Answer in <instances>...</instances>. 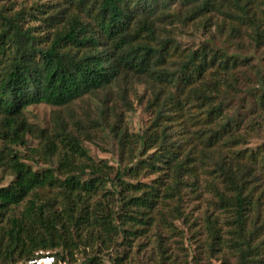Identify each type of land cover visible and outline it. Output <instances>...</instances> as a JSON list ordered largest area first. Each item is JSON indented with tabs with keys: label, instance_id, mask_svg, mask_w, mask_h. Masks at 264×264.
<instances>
[{
	"label": "trees",
	"instance_id": "obj_1",
	"mask_svg": "<svg viewBox=\"0 0 264 264\" xmlns=\"http://www.w3.org/2000/svg\"><path fill=\"white\" fill-rule=\"evenodd\" d=\"M219 16L234 37L245 30L264 44V0H0V181L12 178L0 188V264L40 251L76 262L95 247L86 262L103 264L114 245L126 253L114 264H124L157 222L186 219L189 196L210 197L202 223L211 259L264 264V142L251 145L264 135V77L250 85L240 77L248 58L179 37V27ZM139 86L149 126L130 137L110 128L107 96L126 99ZM104 93L95 119L62 120ZM39 104L59 109L51 133L27 120ZM104 126L125 164L116 173L84 148ZM29 135L41 143L21 154ZM54 159L42 171L27 163ZM149 175L157 178L140 182Z\"/></svg>",
	"mask_w": 264,
	"mask_h": 264
},
{
	"label": "rangeland",
	"instance_id": "obj_2",
	"mask_svg": "<svg viewBox=\"0 0 264 264\" xmlns=\"http://www.w3.org/2000/svg\"><path fill=\"white\" fill-rule=\"evenodd\" d=\"M207 23L209 25L204 28ZM220 26L221 29L219 30ZM223 27L224 29H222ZM178 29L179 37L184 44L194 45L201 42H214L218 47H225L230 54H239L241 57L248 58L251 69L243 70L240 77L243 80H252L250 85L255 86V82L258 80L256 74L264 77V44L257 47L245 30L234 37L229 31V23L224 22L222 16L213 17L211 20L195 21ZM135 90L129 92L126 99H122L116 89H113V92L108 96L105 93L98 96H86L72 105L69 110L61 113L62 120H65L68 125L73 122L72 120L85 122L88 118L95 119L103 103L106 104L107 96L109 98L110 128L117 126L122 129L123 133L129 134L130 137L142 135L149 126L150 113L146 108L149 94H145L144 86H139ZM58 110L47 104H39L28 107L25 115L30 124L51 133L56 126V113H58ZM91 134L93 139L92 141L85 139L84 148L95 161H103L112 166L114 173H116L118 167L125 166V164L121 165L119 141L117 142L113 137L111 129L104 126ZM27 140L29 141L28 147H15L21 154H25L27 148L28 150L34 149L41 143L40 139L30 135L27 136ZM261 142H264V135L263 138L253 141L251 145L260 144ZM2 148L3 144L0 141V150ZM151 154L152 152L149 153L147 158ZM29 157H32L30 153ZM27 163L35 171H42L51 166L56 167V159L50 165L32 161H27ZM1 176H3L2 170H0ZM156 178L157 176L149 175L148 177H141L139 180L151 184ZM11 180V177H4L0 181V188L8 186ZM209 199L208 196L206 199H193L190 196L186 198L183 204L187 214L186 219L175 221V227H171L169 223H163L164 225H162L157 222L156 226L150 228L145 236L134 242L127 255L128 257L124 260V264H236L233 259L230 263L227 262V259L224 261L221 254H217L216 257L211 259L209 253L205 252L206 231L202 222L208 210L206 200ZM119 242H121V239L118 240ZM124 250L125 248L119 245H114L108 250L103 249L100 254L103 264H114L116 258H124L126 255ZM97 251V247L78 251L75 255L76 263L87 264V258L92 257L93 253Z\"/></svg>",
	"mask_w": 264,
	"mask_h": 264
},
{
	"label": "built area",
	"instance_id": "obj_3",
	"mask_svg": "<svg viewBox=\"0 0 264 264\" xmlns=\"http://www.w3.org/2000/svg\"><path fill=\"white\" fill-rule=\"evenodd\" d=\"M18 264H77V263L69 262L68 260H60L53 252L40 251L36 254L34 258Z\"/></svg>",
	"mask_w": 264,
	"mask_h": 264
}]
</instances>
